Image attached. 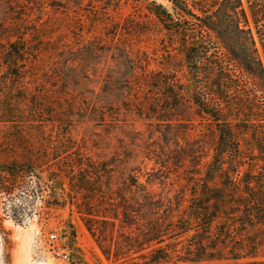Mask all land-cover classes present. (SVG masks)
Returning a JSON list of instances; mask_svg holds the SVG:
<instances>
[{"label": "trees", "instance_id": "16d2710c", "mask_svg": "<svg viewBox=\"0 0 264 264\" xmlns=\"http://www.w3.org/2000/svg\"><path fill=\"white\" fill-rule=\"evenodd\" d=\"M164 1L143 0L164 34L158 68L113 47L130 73L106 76L79 107L46 110L25 87L33 49L0 46V82L26 93L0 121L21 106L29 123L47 114L64 144L39 163L0 162V194L16 221L38 197L69 200L112 264H264V0ZM76 66L70 57L61 79Z\"/></svg>", "mask_w": 264, "mask_h": 264}, {"label": "rangeland", "instance_id": "374dc122", "mask_svg": "<svg viewBox=\"0 0 264 264\" xmlns=\"http://www.w3.org/2000/svg\"><path fill=\"white\" fill-rule=\"evenodd\" d=\"M16 37L33 49L26 91L44 100L48 104L46 110L56 111L77 107V98L99 93L106 76L124 77L130 73L119 56L111 54L113 47H124L136 57L144 58L147 53L148 68H158L156 61L162 55L160 44L164 34L146 11L143 0H0V46ZM70 57L77 59V66L72 78L65 82L59 75ZM64 72L70 75L69 71ZM14 94L26 93L12 92L8 84L0 82V109L2 104L12 101L18 104L13 100ZM120 99L118 96L113 102ZM23 110L27 109L21 106L19 114H14L10 121H0V162L32 155L39 163L64 147L52 136L54 127L49 123V115L31 112L34 119L41 120L34 124L24 120L20 114ZM131 113L128 112V119H136V126L142 128L140 119ZM38 175L32 177L30 186L44 187L46 172ZM9 179L6 176L5 180ZM41 197L31 200L34 208L16 221L10 212L13 200L0 194V264H112L69 208V200ZM47 203L57 204L58 208L46 209ZM72 229L75 236L71 237ZM49 233H55L57 240L51 241ZM56 246L68 253L66 260L55 257L52 249Z\"/></svg>", "mask_w": 264, "mask_h": 264}, {"label": "built area", "instance_id": "2783aa9c", "mask_svg": "<svg viewBox=\"0 0 264 264\" xmlns=\"http://www.w3.org/2000/svg\"><path fill=\"white\" fill-rule=\"evenodd\" d=\"M48 236L51 241L57 240V235L55 233H49ZM52 252L55 255V257L60 260H66L68 258V253L61 246H56L55 248L52 249Z\"/></svg>", "mask_w": 264, "mask_h": 264}]
</instances>
